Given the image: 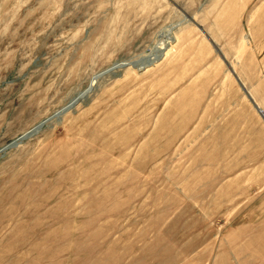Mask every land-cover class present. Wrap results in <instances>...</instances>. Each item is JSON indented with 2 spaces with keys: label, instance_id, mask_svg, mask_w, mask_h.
I'll list each match as a JSON object with an SVG mask.
<instances>
[{
  "label": "rangeland",
  "instance_id": "1",
  "mask_svg": "<svg viewBox=\"0 0 264 264\" xmlns=\"http://www.w3.org/2000/svg\"><path fill=\"white\" fill-rule=\"evenodd\" d=\"M0 264H264V0H0Z\"/></svg>",
  "mask_w": 264,
  "mask_h": 264
},
{
  "label": "bare ground",
  "instance_id": "2",
  "mask_svg": "<svg viewBox=\"0 0 264 264\" xmlns=\"http://www.w3.org/2000/svg\"><path fill=\"white\" fill-rule=\"evenodd\" d=\"M167 49L166 48H157V50L154 52V54L151 55V57L145 59L144 61L140 62L139 64L136 65V67L139 70H145L147 68H149L150 66L156 64L158 61H160L166 54ZM119 66V65H118ZM121 66V65H120ZM125 64H122L121 68L125 67ZM135 67V66H134ZM120 67L114 66L112 69L107 70L106 72L102 73L101 75L97 76L95 79H93L92 83H94L96 81V79H98L99 77H102L103 75L112 72L113 70H116ZM93 90V89H92ZM92 90L88 89V94L85 95V93H81L77 98H75L74 100H72V102L66 107L64 108L65 111H60L56 116H60L64 113H66L68 110H70L71 108H73L77 103H79V101H81L84 97L86 98L91 92ZM84 98V99H85ZM42 125H40L41 127ZM39 127V126H38ZM23 137V136H22ZM21 137V138H22Z\"/></svg>",
  "mask_w": 264,
  "mask_h": 264
},
{
  "label": "water",
  "instance_id": "3",
  "mask_svg": "<svg viewBox=\"0 0 264 264\" xmlns=\"http://www.w3.org/2000/svg\"><path fill=\"white\" fill-rule=\"evenodd\" d=\"M62 111H65V110L63 109ZM40 125H43V124H40ZM40 125H39V127H37L35 130L40 129V128L42 127V126L40 127ZM31 133H32V132L23 135V137L20 138L19 140H23V139L29 137V136L31 135ZM16 144H17V141L13 142V144H11L9 147H13V146H15Z\"/></svg>",
  "mask_w": 264,
  "mask_h": 264
}]
</instances>
